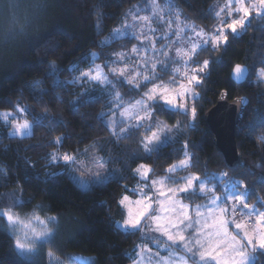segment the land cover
Listing matches in <instances>:
<instances>
[{
    "label": "trees",
    "instance_id": "1",
    "mask_svg": "<svg viewBox=\"0 0 264 264\" xmlns=\"http://www.w3.org/2000/svg\"><path fill=\"white\" fill-rule=\"evenodd\" d=\"M145 1L19 0L17 8L12 9L0 3V111L15 105L25 107L31 124L29 136L16 137L9 134L8 125L0 122V212L36 210L63 220L69 218L73 227L67 225L69 236L61 243V250L92 256V264L131 263L145 238L140 231L117 227L125 217L119 201L125 195L134 197L131 189L140 182L127 169L145 163L151 169V179L169 175L167 168L178 163L181 156L177 150L185 141L194 146L190 149L194 167L189 172L200 174L201 179L226 173L233 181L247 185L249 203L264 201V142L257 140L264 137V82L257 80V74L264 71V21L254 19L239 35H230L226 49L200 54V61L212 59L215 63L207 82L198 89L201 98L195 128L189 129L188 118L170 109L156 114L170 126L182 123L183 135L179 142L161 146L151 154L136 152L129 140L119 139L111 131L102 115L108 98L100 87L76 80L93 63L120 50L123 40H131L101 45L125 14ZM172 1L190 22L209 31L217 22L215 3L225 0ZM9 12L12 18H7ZM234 64L248 67L249 77L244 84L232 81ZM224 89L228 90L229 100L248 99L236 133L241 162L233 168L217 151L204 120ZM85 91L92 103H76ZM58 136L63 137L62 143H53ZM88 148L98 150L112 177L103 186L83 191L66 171L57 174L68 165H52L51 155L55 151L76 155ZM189 172L177 173L183 177ZM208 197L197 190L180 195L190 205L203 203ZM55 252L60 253L57 249ZM0 264L46 262L20 257L12 237L0 226ZM254 264H264V252L256 254Z\"/></svg>",
    "mask_w": 264,
    "mask_h": 264
},
{
    "label": "snow or ice",
    "instance_id": "2",
    "mask_svg": "<svg viewBox=\"0 0 264 264\" xmlns=\"http://www.w3.org/2000/svg\"><path fill=\"white\" fill-rule=\"evenodd\" d=\"M152 3L155 4L156 0H152ZM216 16L220 19V27L213 34L206 35L195 31L196 38L190 39L183 48H178L174 57L170 56L167 50H161L159 55L166 59L160 61L159 64L145 60L141 67L147 70L146 72L128 73L130 78H127L126 82L137 89L138 94L141 95V98L135 103L143 114L136 115L137 123L135 125L121 128L120 132L126 138L127 134L144 129L145 136L142 143L146 155L154 151L153 146L162 143V137L167 136L169 139L179 142V138L183 135V126L179 124L158 125L155 121L156 114L170 109L174 114H183L188 118L187 127L189 129L195 128V121L198 118L197 104L201 98L198 89L207 82L212 73V65L215 63L212 59L200 61V54L226 49L230 35H237L239 29H246L254 19L264 21V0H228V4L217 12ZM142 19L148 20L149 17L145 16ZM150 30L153 33L156 31L155 29ZM135 38L139 39V37ZM141 51V48L132 49L134 54ZM176 57H179V60ZM121 59H125L123 54H121ZM131 59L135 62L136 56ZM150 63L151 68L149 69ZM177 63H180V67H174ZM104 68H109V65L105 64L102 67L97 64L82 72L78 79L91 82L97 87L109 88H114L125 79V68L118 69L112 66L109 74L104 72ZM247 73V67L234 64L231 78L239 83ZM164 76H170L171 79L165 83ZM137 77L141 78L140 82H137ZM257 80L264 82V71L257 74ZM227 91L224 89L220 93L222 100L227 98ZM114 95L117 100L123 99L118 93H114ZM76 103L81 105L92 103V97L88 91H85ZM29 116V110L19 105L13 106L8 111H0V120L10 125L12 129L10 135L21 136L26 131H30ZM257 140L264 142V137H258ZM62 141L63 137L58 136L53 143H62ZM192 147L194 146L190 142L185 141L177 150L181 156L178 163L167 168L168 177L151 182L152 188L163 199L154 200L153 196L142 193L141 198L135 201L137 210L134 213L129 211L122 227L125 230H140L151 227L148 223L149 220L155 223L153 230L159 231L162 236L166 237L164 242L154 238L155 242L158 247L164 243L168 251V257H161L158 264H174L171 259L173 257L176 258L178 264H249L250 257L246 249L250 247L254 252L258 245L260 250H264V201L258 199L255 205L249 203L247 185L229 181L224 185L221 197H211L212 207L207 209V213H202L198 207L196 214L199 219L195 221V224L190 222L186 211L187 206L182 205L177 196L191 194L195 189H198L202 194L206 191H215V188L206 189V185L216 183V187L219 188L218 181L223 179L222 177L201 179L200 174L189 172L194 167L192 163L194 157L190 151ZM61 162L65 165H73L76 164V158L67 153L61 157L55 155L51 157L52 165ZM108 162L122 163L111 160ZM97 163L100 168L104 167V162L97 161ZM127 170L133 174L134 178L139 177L141 181H147L151 171L145 163H139L136 168ZM177 172H189V174L179 180L173 179L172 174ZM95 175L97 180L102 181L107 178L106 174L100 172ZM225 175L227 174L225 173ZM157 185L160 187H156ZM127 201H129V197L125 195L119 204L124 205ZM154 203L157 205L156 208L153 207ZM217 212L219 215H214ZM236 214L239 215L240 222L235 220ZM228 215H233V219H226L225 217ZM0 216H4L10 224L18 222L11 212L0 213ZM186 221L188 222L186 223ZM229 224H234L238 230L237 233L233 234L229 231ZM189 229L192 231L186 236L185 232ZM177 244L180 245L179 251L183 255H178L177 249L172 247ZM14 247L20 253L31 251L30 245L18 239L14 241ZM49 264H56V262L50 257Z\"/></svg>",
    "mask_w": 264,
    "mask_h": 264
},
{
    "label": "rangeland",
    "instance_id": "3",
    "mask_svg": "<svg viewBox=\"0 0 264 264\" xmlns=\"http://www.w3.org/2000/svg\"><path fill=\"white\" fill-rule=\"evenodd\" d=\"M18 1L19 0H0V3L4 4L5 6H8L9 9H12L13 7L17 8V6L19 5ZM227 4H228V0H225L223 2H216L214 5L215 14L219 12L222 8H224ZM1 9L2 7L0 6V10ZM9 16L7 18H12L10 12H9ZM145 16L149 17V19L148 20L142 19ZM157 17H160V19H157ZM224 18L230 19L229 17H224ZM10 21L11 19H9V22ZM7 25L8 24H5L4 26L6 27ZM219 27H220V19L218 17L216 24L209 31L197 27L195 24L190 22L187 17L184 16L181 9L172 0H156L155 4L152 3V0H146L144 3L136 5L134 8H132L125 14L121 24L112 32L111 36L105 37L102 40L101 45L102 47H106V46H110L115 41H121L123 39H127V40L131 39V40L130 41L128 40V42L126 40H123L122 42L123 46L119 48L120 50L109 53L106 59L98 60L96 61V63H93V65L90 67L93 68L97 64L103 67L105 64H108L109 68L103 69L106 74L110 73V68L112 66H115L118 69L120 68L126 69L125 79L122 80L120 83H118L114 88L100 86V89L103 91L104 96L108 98L107 109L104 112L105 120L109 125L111 131L114 132L116 135H119L120 137L119 139H124L125 141L129 140L128 142L132 144L131 146H135L134 148L136 152L137 150H139L140 152L141 151L144 152V146L142 143L145 136L144 129H140L139 131H133L132 133L127 134L126 138L120 132L121 128H128L131 125H135L137 123L136 115L143 114L140 112L139 106L136 105L135 103L136 100H139L141 98V95L138 94L137 89H135L132 85L127 84L126 82V79L130 78L128 73L132 72L134 74L135 71L146 72L147 70L142 69L141 67V65H143L145 60H148L151 63L159 64L160 61L166 59L165 57L159 55V52L161 50H167L169 52V55L174 57L175 52L178 48H183L184 45L187 44L190 39L196 38L195 31H200L203 34L211 35ZM150 29H155L156 31L153 33ZM242 30L243 29H239L237 35H239ZM118 32L119 35H117ZM6 37L7 36L4 35L5 39ZM135 37H139V39H136ZM11 41L15 42L16 40H11ZM18 43L19 41L16 42V44ZM133 48H141L142 51L138 54H134L132 52ZM153 49H155V51H153ZM121 54H123L125 59H121ZM133 56H136L135 62L131 59ZM93 58L97 59V55H94ZM176 59L179 60V57H176ZM151 63L149 64V69L151 68ZM174 67H180V63H177L176 65H174ZM78 77L76 80L79 83H82L84 80H80L78 79ZM110 78L113 77L110 76ZM163 79L164 82L167 83L171 79V77L164 76ZM140 80L141 78L137 77V82H140ZM87 83H89L90 85H94L91 82H87ZM157 83H159V81H157ZM149 87H151V85H149ZM114 93H118L119 96L122 97L123 99L117 100V97L116 95H114ZM1 121L2 120H0V122ZM155 121L158 125L167 124L164 120L157 118L156 116H155ZM177 124L182 126V123L178 122ZM8 126L10 127V125ZM153 130L156 129L153 128ZM10 131H12L11 127H10ZM30 131H26L21 136H16L14 134L11 136L26 137L31 134ZM174 142L176 141L169 139L167 136H165L162 137V143L157 144L153 147L154 150H156L161 146ZM53 155L57 157H61L64 154L55 151L52 153L51 157ZM71 156L76 158V164L68 165V167L65 170L62 169L60 171H57V174L66 171L67 176L83 191L90 190L94 187L103 186L106 184L109 178L112 177V171L110 172L109 167L106 165L105 161H103V158L100 156L97 149L88 148L76 155L72 154ZM97 161L104 162V167L100 168ZM97 172H100L101 174H106L107 178L102 181L97 180L95 175ZM150 173L151 171L149 172V177L147 181H141L138 177L140 182H138L134 186V188L131 189V192H133L135 196L129 197L127 195L129 197V201L125 202L124 205L120 204L123 207V210H125L126 212V218L128 217L130 210L133 213L137 210V205L135 204V201L141 198L142 193L143 194L151 193L150 196H153L154 200L163 199L160 198L158 196V193L155 192V189L152 188L151 182L153 180L166 179L168 175L151 179ZM172 176L173 179L176 180H179L181 178L179 177L178 173H174L172 174ZM214 177L223 178L222 180L218 181V183L220 184L219 188L216 187V184H214V186L209 184L206 185V189L211 190L213 188H216L215 191H206L205 193L202 194L198 189H195L200 194L209 196L208 198H206L205 203L203 202L200 203L199 205L191 206L188 203H185L180 198L181 194L177 196V199L180 200V203L182 205L187 206L186 211L188 213V216L190 217V222L194 224L195 221L199 219L196 214V209L199 207L202 213H207V209L212 207L211 197L212 196L221 197L223 195L222 189L224 185L229 181H233L228 175H225V173L215 174L209 178L213 179ZM156 187H160V186L157 185ZM240 190L243 191L244 189H240ZM216 191L220 194H216ZM16 201L18 200L16 199ZM19 203H23V202L21 201ZM153 207L156 208L157 205L154 203ZM4 212H11L12 215L15 218H17L18 222L10 224L4 216H0L1 228L5 229L6 232L12 237L13 243L15 240L18 239L30 245L31 247V251L27 253H20L14 247L18 255L23 259L33 262L45 261L46 264H49L50 257L52 260L56 262V264H92L93 263L94 257L92 256H87L81 253L69 252L67 250H61L62 249L61 245L63 244V241H65L66 238L69 236L66 230L67 225H71V227H73V222L69 220V218L63 220L61 217L57 215H43L36 210L24 211V212H19L15 210H6V211H1L0 213H4ZM168 214L171 215V213ZM161 215L164 214L161 213ZM214 215L218 216L219 213L218 212L214 213ZM225 218L232 220L233 215H228ZM235 220L237 222H240V217L238 214L235 215ZM123 221L118 222L117 227L119 229L125 230L122 227ZM187 222L188 221H186V223ZM148 223L151 225V227H145L140 230L128 229L125 231H140L142 233V236L146 238L144 241L147 242V244L149 245H152V242H154L153 240L151 241L148 239L152 235L158 236V238L160 240H163V242L166 241V237L162 236L159 231L153 230L155 227V223L151 220H149ZM181 227H183V225H181ZM191 231L192 230L189 229L187 232H185V235L187 236ZM229 231L235 234L237 233L238 230L235 228L234 224H229ZM240 234L242 235V233ZM167 243L170 244L171 242H167ZM161 245L165 246L164 243H162ZM172 247L177 249L178 255H183L182 252L178 251V249H180L179 244L173 245ZM55 249L59 250L60 253H56ZM246 251L249 252V257H250L249 264L255 262L257 253L264 252V250L259 249L258 245L254 252L250 247L246 249ZM172 261L175 262L173 259Z\"/></svg>",
    "mask_w": 264,
    "mask_h": 264
},
{
    "label": "water",
    "instance_id": "4",
    "mask_svg": "<svg viewBox=\"0 0 264 264\" xmlns=\"http://www.w3.org/2000/svg\"><path fill=\"white\" fill-rule=\"evenodd\" d=\"M243 66L247 67L246 65ZM248 77L249 70L239 83L231 79L236 85H241L248 80ZM247 106L248 99L246 97H236L229 100L227 94V98L222 100L219 95L216 104L204 116L205 124L212 134L214 146L223 156L229 168H233L241 162L236 133Z\"/></svg>",
    "mask_w": 264,
    "mask_h": 264
},
{
    "label": "crops",
    "instance_id": "5",
    "mask_svg": "<svg viewBox=\"0 0 264 264\" xmlns=\"http://www.w3.org/2000/svg\"><path fill=\"white\" fill-rule=\"evenodd\" d=\"M147 195H151V193H149ZM196 205H199V204H196ZM196 205H191V206H196ZM125 218H126V212H125L124 219ZM122 221H119V222H122ZM123 231H125V230H123ZM154 238H158V236L152 235L151 237L148 238L149 240L154 241V242H152V245H149V244H147V242L144 241L137 246L136 253L134 254L133 259H132L130 264H158L161 257H168L167 256L168 251L166 250V247L162 246V245H160L158 247ZM160 241L163 242V240H160ZM178 251H179V249H178ZM171 259H173L175 261L174 264H178L175 257H173ZM254 263H251V264H254Z\"/></svg>",
    "mask_w": 264,
    "mask_h": 264
}]
</instances>
